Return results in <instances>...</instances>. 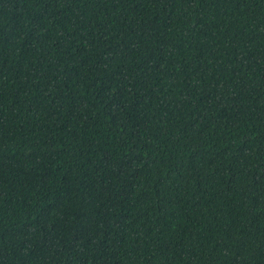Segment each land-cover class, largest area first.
Masks as SVG:
<instances>
[{"label":"trees","instance_id":"1","mask_svg":"<svg viewBox=\"0 0 264 264\" xmlns=\"http://www.w3.org/2000/svg\"><path fill=\"white\" fill-rule=\"evenodd\" d=\"M0 264H264V0H0Z\"/></svg>","mask_w":264,"mask_h":264}]
</instances>
